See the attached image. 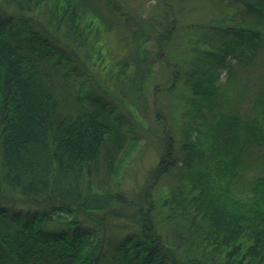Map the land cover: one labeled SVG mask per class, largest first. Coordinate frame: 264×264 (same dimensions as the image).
I'll use <instances>...</instances> for the list:
<instances>
[{"label": "trees", "instance_id": "obj_1", "mask_svg": "<svg viewBox=\"0 0 264 264\" xmlns=\"http://www.w3.org/2000/svg\"><path fill=\"white\" fill-rule=\"evenodd\" d=\"M236 1L264 16V0ZM87 3L0 0V264H264V22L230 25L219 15L188 24L183 44L168 42L176 59L167 61L168 89L190 92L184 126L202 106L216 116L203 134L207 153L193 158L194 146H182L171 174L167 143L147 181L125 188L118 176L136 140L131 147L69 78L74 63L92 59L132 98L152 66L129 50L107 58L98 38L106 20ZM228 55L246 65L262 57L246 111L247 87L235 102L215 84L220 67L226 83L239 82Z\"/></svg>", "mask_w": 264, "mask_h": 264}, {"label": "rangeland", "instance_id": "obj_2", "mask_svg": "<svg viewBox=\"0 0 264 264\" xmlns=\"http://www.w3.org/2000/svg\"><path fill=\"white\" fill-rule=\"evenodd\" d=\"M85 1L88 2L87 6L92 4L100 7L106 20V24L98 31V38L107 58L117 60L129 50L131 53L134 51L137 60H144L148 66H152L151 73L132 98L128 96L130 93L124 95L116 82L95 72L89 64L92 59L87 62V67L74 63L79 73H73L69 78L80 79L79 84L86 88L81 93L87 92L88 105L99 101L104 109V116L112 123L121 124L122 129L126 130L130 145L132 139L136 140L133 147L131 145L132 151L118 176L120 186L132 188L145 183L149 171L160 161H165L167 143L171 146V156H174L171 174L178 170V165L187 155L182 146H194L191 151L193 158L200 152L206 154L207 150H203L206 145L203 142L206 122H213L216 116L207 106H202L195 123L184 126L187 123L185 119L191 117L182 115L185 110L192 109L186 99L190 92L182 87L177 90L168 89L173 81V71L167 61L176 60L168 42H174L177 46L183 44L188 32L191 34L190 31L183 32L188 24H208L219 15L222 18L229 16L228 23L239 26L243 24L241 19L246 24L261 26L264 16L256 17L236 0H111L112 3L108 2L109 4L106 0ZM113 4L117 6L116 9ZM157 42H166L164 51L158 49ZM261 52L264 54V47ZM226 60L233 66L232 78L238 77L239 82L233 81L236 85L226 83L228 69L220 67L215 84H219L220 90L224 86L228 87V93L235 102L237 94L247 87L249 90L245 93L246 98L242 93L239 102L240 109L246 111L257 90V72L261 69L262 57L259 55L254 65L238 64L237 58L231 55ZM63 64L64 62L60 67ZM184 88L188 89V86L184 85ZM236 89L238 93L234 94ZM226 109V105H223L221 110ZM172 179L170 175L165 176L168 183H172Z\"/></svg>", "mask_w": 264, "mask_h": 264}]
</instances>
